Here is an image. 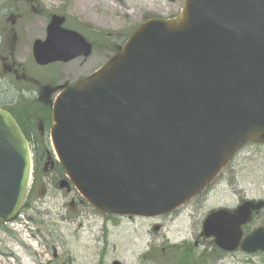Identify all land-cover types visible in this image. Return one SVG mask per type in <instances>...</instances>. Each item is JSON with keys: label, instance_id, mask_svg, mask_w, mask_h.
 <instances>
[{"label": "water", "instance_id": "95a60500", "mask_svg": "<svg viewBox=\"0 0 264 264\" xmlns=\"http://www.w3.org/2000/svg\"><path fill=\"white\" fill-rule=\"evenodd\" d=\"M183 1L173 18L141 22L101 68L55 100L51 141L69 179L60 188L75 187L104 214L170 213L246 144H264V0ZM35 57L61 58L38 44ZM31 171L29 141L0 106V222L19 215ZM262 208L264 200L248 199L215 209L202 234L226 252H264V226L243 230Z\"/></svg>", "mask_w": 264, "mask_h": 264}, {"label": "rangeland", "instance_id": "374dc122", "mask_svg": "<svg viewBox=\"0 0 264 264\" xmlns=\"http://www.w3.org/2000/svg\"><path fill=\"white\" fill-rule=\"evenodd\" d=\"M40 1L47 5L67 2L72 26H88L100 32L103 64L112 48L123 43L142 21L153 16L172 18L184 2ZM16 5L22 4L0 0V39ZM39 172L33 162L29 186L32 200L26 199L14 220L0 223V264H264V252H224L213 238L202 234L203 221L210 211L234 209L248 199L264 200V144H247L222 171L219 184L158 217L104 214L76 189L58 188L56 173L44 177L35 189ZM58 173L63 176L60 170ZM251 221L245 233L264 226V208Z\"/></svg>", "mask_w": 264, "mask_h": 264}, {"label": "flooded vegetation", "instance_id": "af4514ba", "mask_svg": "<svg viewBox=\"0 0 264 264\" xmlns=\"http://www.w3.org/2000/svg\"><path fill=\"white\" fill-rule=\"evenodd\" d=\"M17 3L22 5L15 6L17 10L0 39V106L14 116L29 141L32 160L40 168L35 175L36 187L44 177L56 173L59 188L61 179L67 177L52 154L53 106L65 88L103 66L100 32L88 26H72L70 6L65 1L57 5L40 0ZM68 31L78 32L82 39H73ZM36 44L41 52L61 58L40 63L35 57ZM72 51L79 54L67 59ZM220 180L219 175L205 191Z\"/></svg>", "mask_w": 264, "mask_h": 264}, {"label": "trees", "instance_id": "16d2710c", "mask_svg": "<svg viewBox=\"0 0 264 264\" xmlns=\"http://www.w3.org/2000/svg\"><path fill=\"white\" fill-rule=\"evenodd\" d=\"M119 45H120V44H119ZM118 50H119L118 46L112 48V52H117ZM35 189H36V185H35ZM31 197H32V193H31V196L29 197L30 201L32 200ZM30 201H29V202H30ZM0 223H1V222H0Z\"/></svg>", "mask_w": 264, "mask_h": 264}]
</instances>
